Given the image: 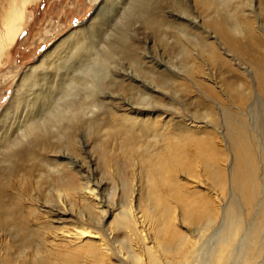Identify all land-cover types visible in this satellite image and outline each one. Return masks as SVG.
Returning <instances> with one entry per match:
<instances>
[{"label": "rangeland", "instance_id": "374dc122", "mask_svg": "<svg viewBox=\"0 0 264 264\" xmlns=\"http://www.w3.org/2000/svg\"><path fill=\"white\" fill-rule=\"evenodd\" d=\"M11 1L0 0V30ZM21 6L22 27L0 54V264H145L149 253L125 228L132 224L145 229L159 261L165 208L189 239L177 261L204 264L229 200L238 202L224 118L241 119L252 132L264 119L257 91L264 0H28ZM243 30L255 43L246 50L229 46L224 37L243 39ZM82 33L90 41L81 50ZM91 42L121 50L86 92L82 71L91 64ZM234 77L248 95L242 107L226 84ZM69 104L75 116L51 117ZM29 123L39 129L24 137ZM210 134L219 155L193 140ZM182 151L191 154L185 156L193 160L191 173L175 169L174 178L210 199L209 222H186L174 197L154 190L164 177L151 176V162L168 153L183 158ZM197 153L220 161L222 188L213 186ZM87 184L94 196L85 193ZM183 200L193 201L190 194ZM79 228L97 236L69 243L66 236ZM239 239L237 233L232 240L236 254Z\"/></svg>", "mask_w": 264, "mask_h": 264}, {"label": "bare ground", "instance_id": "6f19581e", "mask_svg": "<svg viewBox=\"0 0 264 264\" xmlns=\"http://www.w3.org/2000/svg\"><path fill=\"white\" fill-rule=\"evenodd\" d=\"M26 1L28 0H12L9 11L5 16H3V26L0 30V54L5 47L9 46V43L13 41L22 27L24 11L21 8V5ZM243 31L245 32L247 30ZM85 35L86 34L82 33V36L80 35L82 38L79 37L82 39L79 47L81 50L84 49L90 41ZM245 35L246 36L243 39H236L230 37L229 35L224 38L229 46L246 50L248 46L255 43V38L249 31H247ZM84 42H86V44ZM92 42L90 44L94 48L90 50V56L88 57V61L91 64L85 65L82 71V75L86 79L85 83L82 85L85 88V91L91 90L92 88L93 91L96 88V82L100 79L101 75H105L104 72L108 70L110 60L114 59V54L117 50H121L118 48L119 46L115 47L107 43H105L107 45L98 43L100 44L98 45L100 49H97V44ZM228 80H226V84L228 85L230 97L242 107L245 105L246 98L248 96L247 92L244 90L242 85H237L238 82L235 77L232 80ZM72 83L76 84L74 81ZM74 88H78V86H74ZM257 91L261 96L260 98L264 100V75L258 81ZM72 106L73 104H69L64 109L58 108L56 113L52 114L51 117L56 116L60 118L61 115H64L66 118L67 115L75 116V112L77 110H74ZM224 122L226 123V136H228L230 142V150L233 159L231 170L228 175L229 182L231 190L236 193V196H238V202L234 201L235 199L229 200L228 206L225 208L223 213L224 226L218 233H216L217 236H214V246L211 250L208 249L206 260L204 258V264H226L229 258H232L234 262H238L236 264H253L254 259L258 256H262L263 258L261 262L258 261L257 264H264V119L261 121L258 132H252L249 130L241 119H234L230 121L231 123H228L227 118H224ZM43 124L44 123H42V125ZM150 124V121H145L142 123V126L143 128L149 130V127H151ZM20 127L22 128L21 124ZM38 127L39 126L35 123H29L27 129H25L27 131L23 136H28V133L30 134ZM193 140L199 141V144H197L198 148L204 146L211 152V154L219 155L221 152L216 149L213 134L193 138ZM181 153L183 158L174 157L172 153H168L165 159L151 162V176L158 175L164 177V182L156 184L155 186L157 187H155L154 190L160 191L167 197L173 196V202L182 209L183 220L188 223L194 222L200 218H206L207 220L212 217L214 218V212L210 207L209 198H206L205 195L199 193L197 190L192 189L187 191L186 187H184L179 181L175 180V169L191 173L193 160L189 157L186 158L191 154L187 151H182ZM195 159H197V161L199 160L200 163L203 164L205 167L204 170L206 173H209L208 177L210 178L213 186L222 188L223 175L218 167L220 161H212L208 158L206 160H200L199 153L195 154ZM84 190L85 193L90 196H94L96 193V188L89 184L84 187ZM189 194L193 201L188 205L183 200V197H187ZM197 204H201L203 208L195 207ZM152 213L153 211H151V214ZM163 214L165 215V218L161 222L163 225V231L160 237L165 240V243L159 245L163 255L159 261L156 260L154 253L150 251L152 246L150 247L146 243V239L149 235L144 228L139 230V227L137 226L138 228H136L134 224L129 226L127 225L126 227L122 226L125 227L126 230L128 229L127 232H129L130 236L137 239V241L141 244V249L149 253L146 256L147 261L145 264H180L177 260L183 258L187 253L183 247L187 244V242H189V239L174 228L169 209L165 208L163 210ZM133 217L131 214L129 218L133 219ZM250 217L251 223L248 225L247 222ZM209 221L210 220H208V222ZM131 223H134V221ZM237 233H240L239 240L241 242V249H239L236 254V249L233 248L232 240ZM96 236L97 232L95 231L87 228H79L70 234V236L66 237L69 238V243H81L86 238L91 239ZM100 249L105 253H109V249L104 243L100 244ZM209 252H211L210 260ZM194 253L191 252L190 256H193ZM134 254L136 255L137 261H141V257H139L138 253ZM234 262L232 264H234Z\"/></svg>", "mask_w": 264, "mask_h": 264}]
</instances>
